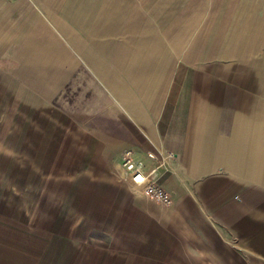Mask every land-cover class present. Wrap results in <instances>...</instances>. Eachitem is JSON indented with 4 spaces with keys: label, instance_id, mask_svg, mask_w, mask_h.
Wrapping results in <instances>:
<instances>
[{
    "label": "crops",
    "instance_id": "obj_1",
    "mask_svg": "<svg viewBox=\"0 0 264 264\" xmlns=\"http://www.w3.org/2000/svg\"><path fill=\"white\" fill-rule=\"evenodd\" d=\"M0 264H264V0H0Z\"/></svg>",
    "mask_w": 264,
    "mask_h": 264
},
{
    "label": "built area",
    "instance_id": "obj_2",
    "mask_svg": "<svg viewBox=\"0 0 264 264\" xmlns=\"http://www.w3.org/2000/svg\"><path fill=\"white\" fill-rule=\"evenodd\" d=\"M131 154V151L127 149L123 152L121 158V167L126 173L128 182L134 187H139L146 197L162 205L170 204V198L167 192H165L161 186L151 177V174L155 168L151 169V171L147 173L142 171L140 165L135 163V161L132 159ZM146 155L154 156L151 152H147ZM167 155L172 156L171 153H167Z\"/></svg>",
    "mask_w": 264,
    "mask_h": 264
},
{
    "label": "rangeland",
    "instance_id": "obj_3",
    "mask_svg": "<svg viewBox=\"0 0 264 264\" xmlns=\"http://www.w3.org/2000/svg\"><path fill=\"white\" fill-rule=\"evenodd\" d=\"M56 121V122H55ZM54 122L55 123H58L60 126V129H73L72 126L68 125L67 122H65L64 120L60 119L59 117L54 119ZM59 129V128H58ZM74 130V129H73ZM7 171H5L6 173ZM42 172H46V171H42ZM8 174H10V177L8 178L10 180V182L16 178H19V179H24V180H28L30 179L31 181V178H32V171H25V170H22V171H8ZM8 180V181H9ZM12 184H10V187H11ZM12 188L15 190L16 186L13 184L12 185ZM27 189V187H26ZM30 193H31V189H30ZM25 210H24V218H25V222H26V225L27 227H30L32 225V223L34 221H36V216L39 214V208L42 207L41 210H45V207H47L48 205L52 204L53 206L55 204H57V209H56V212H64L62 210V207L64 204V202H60V203H42L40 201H35V202H25ZM48 204V205H47ZM79 205V203H78ZM48 209V208H47ZM79 210L76 209V213H78ZM75 216V215H74ZM70 219V216L67 217V220ZM31 234V233H29Z\"/></svg>",
    "mask_w": 264,
    "mask_h": 264
}]
</instances>
